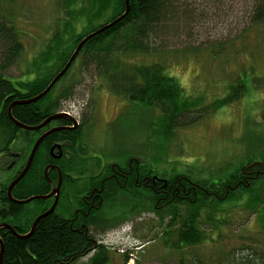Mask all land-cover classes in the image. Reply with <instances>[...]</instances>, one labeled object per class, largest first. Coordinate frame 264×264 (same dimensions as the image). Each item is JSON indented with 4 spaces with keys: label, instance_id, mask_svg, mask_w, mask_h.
I'll list each match as a JSON object with an SVG mask.
<instances>
[{
    "label": "trees",
    "instance_id": "16d2710c",
    "mask_svg": "<svg viewBox=\"0 0 264 264\" xmlns=\"http://www.w3.org/2000/svg\"><path fill=\"white\" fill-rule=\"evenodd\" d=\"M6 1L15 0H3ZM76 1H80V4ZM63 3L66 5L64 14L58 12L60 16L53 23L55 31L46 42L45 51H37L25 67V81L14 82L10 75H6L11 71L15 59L23 53V45L21 34L13 22L4 18L0 12V48L3 57L0 64V152L20 143L23 135L28 136L24 140L28 148L34 144L36 133L20 128L10 119L9 110L15 102L30 100L43 93L66 67L78 45L97 31L91 26L87 31L77 33V29L72 27L76 18H86L89 23L95 19L106 18L105 23L98 27L100 29L123 16L127 9L126 0H65ZM74 4L81 6L80 11H75ZM129 7L130 11L124 19L85 43L66 74L43 99L29 105L12 107L13 118L18 123L35 127L62 111L63 102L70 99L72 87L66 86L56 96L54 94L61 83L71 76L74 68L79 66L81 72L91 70L92 76L100 78L111 93L124 98L128 103L140 104L152 114L159 111L162 118H157L158 123L166 128L161 132L160 138L165 141L171 140L174 131L194 126L246 94L248 82L239 78L238 86L230 84L226 87L227 92L222 99L205 103L204 95L195 96L193 92H187L176 77L168 74L167 59L161 55L162 50L159 47L160 44L163 46L164 39L177 34L189 18L179 0H130ZM251 20L254 26H264V0L256 2ZM61 133L52 134L43 140L35 156L36 162L32 163L27 175L13 190L14 199L22 201L33 196L48 195L51 182L58 179V171L50 165H57L65 180L72 169L83 167L80 163L69 167L63 162H40L42 158L51 159L50 148L55 142L66 140L64 133ZM47 167H50L49 180L45 176ZM254 169L257 170L256 173ZM247 173L251 179H247ZM154 174H158L157 171ZM18 175L16 173L12 176L0 192V202L3 205L0 222L9 224L18 234L24 236L30 232L35 220L51 206L52 200H36L28 206L9 201L8 186ZM244 176L246 179L243 183ZM260 177L261 180L264 177L262 164L237 168L230 181H218L217 184L213 181L206 184L205 179L200 180L199 184H193L192 179L179 174L170 177L169 195L155 189L151 205L154 215L165 226L161 234L163 245L173 249L180 257L184 248L205 243L208 236L201 222L202 216H206L207 222H217L216 216L221 212L215 206L239 191L251 197L255 194L252 182ZM69 184H64L55 211L39 222L30 237L21 239L7 229H0V241L4 247L2 264H76L93 252L95 254L90 259L91 264H109V249L99 239L102 238V233L112 229V225L108 223L102 231L92 228L86 231L77 224L71 225ZM129 191L116 189L115 196L117 192L122 196L119 205L122 208L115 210L112 205V211L105 213V216L116 218L114 220L120 224L125 218L135 217L134 211L141 208L140 192H135L139 205H133L134 198ZM256 198L258 196L248 201L245 197V208L253 214L258 210V205H252ZM129 201L133 203H128ZM129 261L130 254L125 255L123 264H129ZM181 264H184L182 259ZM192 264L215 263H205L197 258L192 260ZM230 264H264V256L234 260Z\"/></svg>",
    "mask_w": 264,
    "mask_h": 264
},
{
    "label": "rangeland",
    "instance_id": "374dc122",
    "mask_svg": "<svg viewBox=\"0 0 264 264\" xmlns=\"http://www.w3.org/2000/svg\"><path fill=\"white\" fill-rule=\"evenodd\" d=\"M64 1L0 0L2 16L13 22L23 45V53L15 59L11 71L5 72L7 76L20 78L37 51H45L46 42L55 31L53 23L59 19L58 12L64 14ZM179 1L189 18L177 34L164 39L159 47L167 59L168 74L176 77L187 92L204 95L205 103L222 99L226 87L238 86L240 78L249 86L242 98L190 128L174 131L171 140L165 141L160 138L166 128L158 123L157 118H162L159 111L152 114L140 104L114 95L100 78L92 76L91 70L81 72L80 66L74 68L54 96L64 87H72L62 110L83 122V133L92 150L100 148L105 154L114 155L132 149L136 157L148 158L156 175L165 180L179 174L192 179L193 184L203 179L206 184L227 182L237 168L253 164L264 167V26H254L251 20L258 0ZM79 4H74L76 12L81 9ZM105 20L89 23L86 18H76L72 27L80 34L91 26L98 30ZM26 137L23 135L20 143ZM15 145L17 152L19 147ZM10 164L6 159L0 162V191L13 173L8 169ZM252 186L255 194L251 197L239 191L215 206L221 212L216 216L217 222H207L206 216L201 215L207 240L184 248L180 257L163 245L161 234L165 226L154 213L117 224L99 239L109 249V264H123L128 254L129 264H181V259L184 264H192L197 258L205 263L230 264L263 257L264 177L253 181ZM257 196L252 205H258V210L253 214L245 208V197L249 201ZM112 209L107 207L106 213ZM94 254L76 264H91Z\"/></svg>",
    "mask_w": 264,
    "mask_h": 264
},
{
    "label": "flooded vegetation",
    "instance_id": "af4514ba",
    "mask_svg": "<svg viewBox=\"0 0 264 264\" xmlns=\"http://www.w3.org/2000/svg\"><path fill=\"white\" fill-rule=\"evenodd\" d=\"M26 79L27 77L25 76V73H23L20 78H13V81H25ZM58 113H65L70 118L75 119L69 112L62 110ZM76 123L77 125L69 118H65L52 121L39 131H30L36 133V139L32 147L28 148L24 141L23 144L18 143L19 150L15 152L14 147L16 145L14 144L11 148L0 152V162H2L3 159H6L7 162H11L10 166H8L9 171H13L11 177L16 175V173H19L20 175L29 162L32 149L38 139L51 130L60 128L62 130L58 132H63V137L66 138V140L55 142L50 148L51 159L44 160L42 158L40 162H63L69 167H73L76 163H80L81 166H83L77 170L72 169L66 180L61 173L62 183L58 204L62 196L64 184L70 183L68 188L71 189V194L69 193L68 201L70 204L68 206L71 207L72 218H69L72 222L71 225L77 224L80 229H86V231L90 228L102 231L105 230L108 223L112 225V228L119 224L120 222L117 223V221L114 220L116 218L107 217V215L105 216L107 207L121 205L120 199H122V196H120V193L118 192L115 196L116 189L119 191L129 189L132 198H134L133 205H139L138 198L135 197V192H140L141 208L139 211H134L135 217L141 216V214L143 215L145 213H153L151 205L155 189H158L157 191L168 196L170 189L168 184L169 179L165 180L155 175L153 163L148 160V158L142 159L136 157L137 155H135V152H132V149L123 150L114 155H107L102 150H99L100 148L96 149L97 151L92 150L89 143L86 142L88 139L87 135L83 133V122L81 123L76 120ZM35 156L32 162H36ZM54 165H50V167H53V169L58 167L57 165ZM21 167L23 168L21 169ZM248 175L249 173H247V179H251ZM245 179L244 176L243 183L245 182ZM58 183L59 176L56 181L51 182V191L49 194L57 188ZM55 198L56 196L49 199L52 200V204L47 211L53 206ZM159 202L160 201H158V203ZM156 208L158 209L159 207ZM131 218H125L121 224L133 219ZM2 224L5 223L0 222V226Z\"/></svg>",
    "mask_w": 264,
    "mask_h": 264
},
{
    "label": "water",
    "instance_id": "95a60500",
    "mask_svg": "<svg viewBox=\"0 0 264 264\" xmlns=\"http://www.w3.org/2000/svg\"><path fill=\"white\" fill-rule=\"evenodd\" d=\"M129 3H130V0H126V5H127V9H126V12L123 16L119 17L118 19L114 20L113 22H111L110 24L108 25H105L103 26L102 28L98 29L96 32L92 33L91 35L87 36L79 45L78 47L76 48L75 52L73 53L71 59L69 60V62L67 63L66 67L55 77V79L50 83V85L47 87V89L41 93L40 95L30 99V100H25V101H17L15 102L11 107H10V110H9V117L12 121H14L20 128L22 129H25V130H28V131H39L41 129H43L46 125H48L49 123H51L52 121H55V120H58V119H65V118H69L74 124L77 125L76 123V120L75 119H72L70 118L67 114L65 113H58V114H55L51 117H49L48 119H46L42 124L38 125V126H35V127H29V126H26L24 124H21V123H18L12 116V113H11V109L12 107L14 106H17V105H29L31 103H36L38 101H40L41 99H43L51 90L52 88L55 86L56 83L59 82V80L66 74V72L68 71V69L70 68V66L72 65V63L75 61L77 55L79 54V52L81 51L82 47L85 45V43L87 41H89L90 39H92L93 37L103 33L104 31L110 29L111 27H113L114 25H116L118 22H120L122 19H124L129 11H130V7H129ZM62 129L60 128H55L53 130H51L50 132L44 134L43 136H41L38 141L35 143L33 149H32V152H31V156H30V160L29 162L27 163L26 167L24 168V170L21 172V174L9 185L8 187V191H7V196L9 198V200L12 202V203H15V204H18V205H28L30 203H32L33 201H36V200H48V199H51L52 197L56 196L55 198V202L53 204V206L45 213L41 214L34 222L30 232L24 236L18 234L15 229L10 226L9 224H2L0 226V229H7L9 231L12 232L13 235L21 238V239H26L28 237H30L36 230L39 222L49 216L50 214H52L56 207H57V204H58V199H59V195H60V192H61V183H62V178H61V172H60V169L58 167H55V169L58 171V176H59V183H58V186L55 190H53L51 192V194H48V195H45V196H33L31 198H28L26 200H16L13 198V190L14 188L24 179V177L27 175V173L29 172L31 166H32V161L34 159V156L36 154V151L37 149L39 148V146L41 145L42 141L48 137L49 135L55 133V132H58ZM50 167H47L46 170H45V176L46 178H48L49 180V177H48V171H49ZM1 243V252H0V261H1V264H2V255H3V251H4V247L2 245V242L0 241Z\"/></svg>",
    "mask_w": 264,
    "mask_h": 264
}]
</instances>
